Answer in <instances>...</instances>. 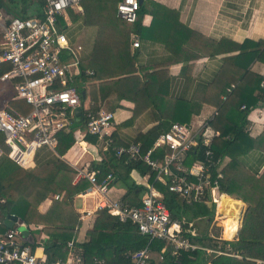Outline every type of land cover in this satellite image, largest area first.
I'll return each mask as SVG.
<instances>
[{
  "label": "trees",
  "instance_id": "16d2710c",
  "mask_svg": "<svg viewBox=\"0 0 264 264\" xmlns=\"http://www.w3.org/2000/svg\"><path fill=\"white\" fill-rule=\"evenodd\" d=\"M119 1L121 0H82L83 15L77 18L71 14L76 24L75 28L80 21L81 25L78 27H87L95 31L91 50L80 43L83 48L84 67L94 72L93 76L86 79L87 82L117 79L113 89L105 97L106 100L113 107L118 106L121 100H129L134 104L132 117L120 126L133 125L149 107L159 113L157 125L146 132L138 133L130 143L117 142L114 139V145L125 147L139 144L144 154L157 136L166 132L172 123L188 124L192 115L199 113L203 102L213 105L216 109L215 115L207 121L204 129L219 133L218 136L212 137L211 150L215 164L223 174L220 180V193L236 195L246 204V213L238 239L224 241L221 249L239 258L207 256L203 251L195 250L183 252L180 264L264 263V171L258 173L259 170L247 168L242 161L243 157L251 152H258L264 159V132L251 137L246 129L248 115L264 106V84L261 85L264 83V76L250 69L254 61L264 64V41L245 40L242 44L230 43L224 51H211L209 56L222 52L238 53L223 57L213 81L206 87L198 89L201 102L183 97L171 98L168 74L162 68L197 59L188 54L184 56V46L188 44L189 39L187 35L193 32L179 23L177 12L152 0H146L151 6L149 12L152 16L151 25L146 29L141 24L142 17L147 13L145 3L139 7L137 20L129 24L116 15ZM35 4V0H0V10L6 15L26 18L34 15L32 8L36 7ZM75 28L72 31L74 35ZM132 33L162 45L170 55L165 65L162 66L161 63L152 66L151 70H154L152 73L140 75V71L135 68L136 57L131 56L129 51ZM150 35H160L163 39L157 41ZM4 71L0 69V75ZM85 99L86 97L82 100L83 104L86 102ZM90 103H94V106H90ZM102 103L103 97L92 95L85 109L95 111L103 106ZM8 104L22 114L30 111V108L20 100H10ZM242 106L244 109H241ZM84 112V109L80 110L81 120L73 124L69 132L57 136L55 151L60 157L75 144V137L84 126ZM85 138L94 141L92 136L87 135ZM2 139L0 135V144ZM85 147L86 145L81 143L80 149L84 151ZM202 150L203 147L199 145L191 151L186 164L190 166L192 162L202 159ZM99 154L101 162L90 165L91 168L99 170V179L111 173L114 182L121 183L127 190L124 198L126 204L139 206L144 188L135 185L130 174L132 170H136L143 176L148 172V167L142 162H131L126 157L116 158L111 151L105 153L99 151ZM226 159L228 162L221 166ZM75 176L76 171L58 158L46 164L35 163L24 169L3 157L0 160V201L5 200V203H0L2 219L7 215H15L28 226L33 238L44 236L42 255L48 262L65 259L67 253L71 251L82 258L83 264H94V259L101 260L102 264H132L134 253L148 246L151 255H162L164 263L173 264L170 261V247H164L161 241L150 242L147 237L139 235L136 227L130 222L122 223L106 210L96 212L92 227L86 232V240L76 242L82 216L75 211L74 200L78 194L88 189L89 183L83 179L74 183ZM150 182H153L152 177ZM239 183L245 185L242 197L240 193H236ZM154 187L162 194V201L170 213L171 220L186 222L183 228L188 229V224L196 219H200L206 226L213 220L215 204L210 208L197 204L181 205L163 185L154 183ZM50 194L57 195L58 199H52L46 212H38V206ZM5 228L1 222L0 229ZM231 228L232 220L229 217L225 223V239ZM202 231L205 233H201V237H192L190 234L185 236L194 244L203 245L206 241L211 243L212 239L206 233V228ZM36 247L33 244L34 250ZM152 259L153 257L150 260L153 261Z\"/></svg>",
  "mask_w": 264,
  "mask_h": 264
},
{
  "label": "built area",
  "instance_id": "2783aa9c",
  "mask_svg": "<svg viewBox=\"0 0 264 264\" xmlns=\"http://www.w3.org/2000/svg\"><path fill=\"white\" fill-rule=\"evenodd\" d=\"M35 3L34 15L26 18L6 15L0 10V69L5 70L0 81L7 82L13 90L10 100H20L30 108L26 114L11 108L8 103L0 108V135L3 137L0 160L7 157L25 169L35 164L36 153L41 148L56 154L57 136L69 132L73 124L80 122L79 112L84 109L82 135L96 138L98 152L111 151L116 158L126 157L148 167L143 176L136 170L131 172L132 181L143 187L144 192L139 206H129L121 198L110 196L115 183L111 173L99 179L98 169L90 165L80 168L71 165L76 171L75 177L89 183L85 196L97 201L95 214L106 210L120 222H130L138 234L150 242H163L164 247L171 248L173 264H180L183 252L195 250L215 257L239 258L224 252L221 246L225 240L210 233L211 243H192L185 234L202 235L192 230L194 222L185 229V221H172L162 194L154 187V183L163 185L181 205L197 204L207 208L217 205L223 174L215 164L211 143L212 137L219 133L205 130L204 123L199 127L191 123H172L144 154L139 144L115 146L112 138L116 126L114 113L103 107L86 110L82 103L80 87L86 90L89 84L86 79L94 75L91 69L84 67L83 48L72 32L76 24L71 14L77 18L83 15L82 0H35ZM139 7L138 0H121L117 3L116 15L129 24L134 23ZM132 46H139L137 37ZM199 145L203 147L202 159L188 166V154ZM151 177L153 182H150ZM4 219H0V224ZM22 228L27 229V235H23ZM44 241V236L33 238L28 226L18 221L11 228L0 229V264H83L82 258L71 251L65 259L48 262L42 255ZM33 244L37 246L35 250ZM132 259V264H166L162 255L151 261L148 246L134 253ZM93 262L102 264L97 259Z\"/></svg>",
  "mask_w": 264,
  "mask_h": 264
},
{
  "label": "crops",
  "instance_id": "0c3cea01",
  "mask_svg": "<svg viewBox=\"0 0 264 264\" xmlns=\"http://www.w3.org/2000/svg\"><path fill=\"white\" fill-rule=\"evenodd\" d=\"M152 1L164 6L169 10L177 12L179 23L193 32V34L187 35L189 39L188 44L184 46V56L188 54L189 56L191 55L197 57V59L193 61H186L180 64H172L162 68L163 70H166L168 74V90L171 98L183 97L187 100L200 101L198 89L200 87H206L213 81L216 73L219 70V67L221 66V59L223 57L236 55L238 53L233 52L229 54H223L222 52L213 56H209L211 51H224L230 46V43L242 44L245 40L252 42L264 41V0ZM142 3H145L147 13L142 17L141 24L143 28L147 29L152 22V16L149 13L151 11V6L148 1L146 2V0H142ZM79 25H81L80 21L77 22V27L75 28L76 35L78 37L76 40H78V42V31H81V28L78 27ZM150 36H152V39L154 38L157 41L163 39L160 35ZM135 37L138 38L139 43L137 48L132 46V42L135 41ZM130 43V55H135V68L136 70L140 71V75L152 73L154 71L151 70L152 66H157L161 63L162 66L165 65V62L168 61L166 59H168L170 56L169 53L164 50L162 45L153 43L151 40L140 37L134 33L130 35ZM250 69L251 71L257 72L264 76V64L254 61L250 65ZM116 81L117 79H110L102 82H94L101 84V88H105L104 92L100 93V96L103 97V108L104 103H109L105 97H107L109 92L113 89ZM92 85L93 83H89L85 88L86 91ZM8 87H10L9 84ZM88 97L85 99V107L87 106L88 101L92 99V95ZM84 98L85 95L83 100ZM169 105L170 104H168V106ZM110 106L112 107L111 112L114 113L116 123L112 138L117 142L121 141L123 143H130L138 133L146 132L159 122L158 111H155L153 108L149 107L147 110H144L143 113L134 121L133 125L121 127L120 125L122 123L126 122L132 117L134 104L129 100H121L118 106L113 107L112 104H110ZM215 112L216 109L213 105L203 102L199 113L192 115L189 123H191L194 127H199L202 123L206 125L207 121L215 115ZM117 127H119L118 130H116ZM246 129L251 137H256L264 132V106L253 110L248 115ZM208 134L211 135L212 133L208 132ZM93 138V142H85L84 140H86V138H84L82 135V130H79L75 137V144L67 151L64 156L60 157L57 153L54 154L47 148H41L36 153L34 162L36 164H46L58 158L67 163L69 166L75 165L77 168L83 167L84 165H91V163L99 164L101 162V155L95 147L97 145V140L95 137ZM79 142L86 145L84 151L80 149L81 143L79 145L80 148L77 146ZM73 148L77 149L76 153L73 152ZM242 161L247 168L259 170L258 173H262L264 171V159L258 152H251V154L243 157ZM227 162L228 159H226L221 166H224ZM130 177H133L132 174H130ZM78 180L81 179L74 177L73 182L76 183ZM244 186L245 185L242 183H239L237 186L236 193H240V197L244 195ZM111 191V197H119L125 203H127V201L124 200L127 190L124 189L121 183H114L111 187ZM221 195H224L226 198L233 201L240 202L242 206L245 205L241 199L237 198L236 195ZM45 201L47 205L46 203L43 205L44 201L41 203L44 208V211H41V213L46 212L52 203V200ZM78 201H80L81 207L76 206ZM96 202L97 201L95 199L85 196V191L75 197L74 209L78 214L84 217V219H81L82 217L80 218L81 225L76 236V242L78 243L86 240V232L92 227V223L95 218ZM215 214L217 215L215 216L217 217L215 220L220 221V226L221 228L223 227L221 229V234L223 231L225 233V223L229 220V217H226L227 215L225 213L219 211V204L216 205ZM200 221V219L193 220L194 226L192 230H196L199 233H205L202 231L204 228L198 227L201 224ZM207 230L208 232L206 233L209 234L210 228H206V231ZM237 232L230 239H225L222 237V235L219 237H221L226 242L237 240L239 236ZM36 253L37 255H40V252ZM151 257H153L154 261H156L158 258V256L153 255H151ZM257 264L264 263L257 262Z\"/></svg>",
  "mask_w": 264,
  "mask_h": 264
},
{
  "label": "rangeland",
  "instance_id": "374dc122",
  "mask_svg": "<svg viewBox=\"0 0 264 264\" xmlns=\"http://www.w3.org/2000/svg\"><path fill=\"white\" fill-rule=\"evenodd\" d=\"M78 35H79V42L82 45L86 46V48H88V50H91V46H92V43H93V40H94V36H95V31L93 29H89L87 27H85V28L81 27V31H80V33ZM75 38H78L77 35H75ZM104 90H105V88H101V84H99V83H93V85L90 86L87 91L83 90V88L80 87V92L83 93L85 95V97H88V96H91V95L99 96L101 92H104ZM13 94H14V92H13V90L10 87H8V83L0 81V108L3 107L6 103H8L10 101V99H11ZM104 109L108 110V111H111L112 107L110 106L109 103H106V104L104 103ZM84 141L85 142H90V141H86V140H84ZM76 151H77V149L73 148V152L76 153ZM54 196L55 195L50 194L46 200H52V199H54ZM45 203H46V201H44L43 205ZM46 205H47V203H46ZM76 206L77 207H81L80 201H78L76 203ZM243 206L246 207V204L243 205ZM37 210L40 213H41V211H44V208H43L42 204L38 206ZM215 211H216V209H215ZM216 214L214 213V220H212L210 222V224H208L206 226V224L204 222L200 221L201 224L198 227L199 228H210V234H212V236L217 237V236L222 235V237L224 238V231L221 234V231H222L221 229L223 227L221 228L220 221L215 220V218H217V217H215V216H217ZM0 219H2L1 214H0ZM239 227H240V225H239ZM239 227H238V230H239ZM207 232H208V230H207ZM34 234H37V233L34 232ZM233 235H235V234H233ZM226 239H228V236H226Z\"/></svg>",
  "mask_w": 264,
  "mask_h": 264
},
{
  "label": "bare ground",
  "instance_id": "6f19581e",
  "mask_svg": "<svg viewBox=\"0 0 264 264\" xmlns=\"http://www.w3.org/2000/svg\"><path fill=\"white\" fill-rule=\"evenodd\" d=\"M220 202L219 204V211L223 212L227 215V217H230L232 220V228L228 231V239H230L233 234H235L238 230V227L240 225L241 220V211L243 206L240 202L233 201L231 199L226 198L224 195L219 198Z\"/></svg>",
  "mask_w": 264,
  "mask_h": 264
},
{
  "label": "water",
  "instance_id": "95a60500",
  "mask_svg": "<svg viewBox=\"0 0 264 264\" xmlns=\"http://www.w3.org/2000/svg\"><path fill=\"white\" fill-rule=\"evenodd\" d=\"M139 4L141 5L142 3V0H138ZM81 97L83 98L84 97V94L81 93ZM241 211V223H240V227H239V230L237 232V234H239V231H240V228L242 227V224H243V220H244V217H245V213H246V207L243 206L242 210L240 209ZM21 222V223H24L21 219H19L17 216L15 215H7L3 221V224L7 227V228H11L13 223L14 222ZM22 233L23 235H27L28 231L26 228H22ZM30 241V240H29Z\"/></svg>",
  "mask_w": 264,
  "mask_h": 264
}]
</instances>
